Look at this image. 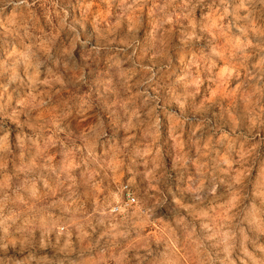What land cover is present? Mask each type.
Returning a JSON list of instances; mask_svg holds the SVG:
<instances>
[{"label":"clouds","instance_id":"clouds-1","mask_svg":"<svg viewBox=\"0 0 264 264\" xmlns=\"http://www.w3.org/2000/svg\"><path fill=\"white\" fill-rule=\"evenodd\" d=\"M0 264H264V0H0Z\"/></svg>","mask_w":264,"mask_h":264}]
</instances>
